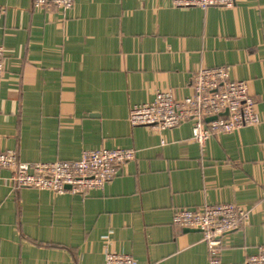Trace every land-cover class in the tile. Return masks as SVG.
<instances>
[{
  "label": "crops",
  "instance_id": "crops-1",
  "mask_svg": "<svg viewBox=\"0 0 264 264\" xmlns=\"http://www.w3.org/2000/svg\"><path fill=\"white\" fill-rule=\"evenodd\" d=\"M0 9V153L34 164L137 152L86 197L16 193L4 181L0 264H105L106 251L138 264H210L201 234L175 230L173 215L211 204L250 212L228 237L224 263L243 264L264 246V0L206 11L171 0H76L57 18L32 0H0ZM219 67L247 83L260 127L215 137L205 150L192 124L162 136L131 128V108L159 91L181 102L193 74Z\"/></svg>",
  "mask_w": 264,
  "mask_h": 264
},
{
  "label": "built area",
  "instance_id": "built-area-1",
  "mask_svg": "<svg viewBox=\"0 0 264 264\" xmlns=\"http://www.w3.org/2000/svg\"><path fill=\"white\" fill-rule=\"evenodd\" d=\"M237 0H171L173 9H230ZM76 0H32L34 11L52 18L71 11ZM7 10L0 9V20ZM5 49L0 46V79L4 74ZM215 119L214 121H209ZM131 128H146L156 136L184 124L193 126V142L202 150L211 139L237 135L247 128H258L262 120L246 82L231 79L228 67L202 70L192 75L190 95L177 102L168 92H157L150 104L130 110ZM209 121V122H208ZM134 149L84 152L78 162L23 163L18 153H0V185L6 181L16 193L32 189L56 195L89 196L102 192L118 175L119 169L135 162ZM5 176V177H4ZM250 212L232 204H211L196 209H181L173 215L177 231H197L209 253L210 264H226L222 256L228 251V237L244 229ZM105 264H138L131 256L105 252ZM243 264H264V246Z\"/></svg>",
  "mask_w": 264,
  "mask_h": 264
},
{
  "label": "water",
  "instance_id": "water-1",
  "mask_svg": "<svg viewBox=\"0 0 264 264\" xmlns=\"http://www.w3.org/2000/svg\"><path fill=\"white\" fill-rule=\"evenodd\" d=\"M214 120H215V119H210L209 121H214ZM209 121H208V122H209Z\"/></svg>",
  "mask_w": 264,
  "mask_h": 264
}]
</instances>
